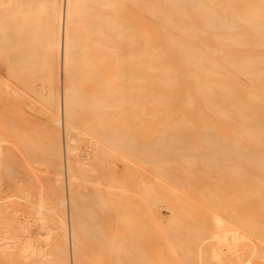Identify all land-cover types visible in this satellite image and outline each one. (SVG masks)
Segmentation results:
<instances>
[{"label": "bare ground", "instance_id": "1", "mask_svg": "<svg viewBox=\"0 0 264 264\" xmlns=\"http://www.w3.org/2000/svg\"><path fill=\"white\" fill-rule=\"evenodd\" d=\"M45 1L20 0L22 20H27L32 8L44 10ZM50 4L52 17L45 21V32L37 24L33 29L39 30L32 34L45 35L41 39H45L42 42L49 53L44 55L49 56L44 63V80L49 89L38 95L53 112L49 120L54 131H58L56 140L48 141L50 146L43 144L47 159L44 165H50L45 169L53 171V178H45L51 183L47 194L39 186H22L23 182H17L20 187L7 186L9 160L4 161L0 148V264H82L81 233H85L84 240L104 246L114 264L146 263L149 257L141 247L145 241L158 253L159 264H264V0H52ZM37 38L31 39L35 42ZM0 45H4L1 40ZM53 55L59 59L57 72L50 60ZM16 61L21 70L33 64L22 57ZM87 84L93 86L90 95L83 91ZM142 121L157 122L153 132L156 139L149 145H142L139 140L138 143L129 134L138 129L132 122ZM109 122L115 125H103ZM224 133L233 137L219 140ZM26 138L24 134L20 140L24 146L29 143ZM189 138L194 139V144H190ZM40 143H34L38 150L43 146H38ZM83 145L84 158L78 153ZM34 151L20 153L37 156L38 151ZM34 158L31 162L35 161L36 166L35 162H27L37 170L40 159ZM136 161L147 164L160 179L172 170L175 176L176 172L179 176L181 173L184 182L179 186L175 178L173 186L190 192L201 206L207 205L211 219L204 226H212V230L208 233L199 225L193 226L195 232L191 231L192 221L187 224L190 228L184 225L198 207L192 200L183 201L184 208L167 201L173 218L162 225L155 208L163 203L168 191L163 190L164 186L151 188L153 185L151 199H146L151 215L147 214V207L143 208V214L150 215L151 221H146L149 226L144 225L149 217L145 215L147 219L143 221L128 199L136 182L132 169ZM21 167L17 170L22 172ZM115 169L122 172V179L114 177ZM17 170L7 174L19 175ZM46 171L41 170L43 174ZM24 173V178H18L24 180L28 174L34 175ZM31 178L34 182L35 177ZM227 180L230 191L226 200L233 205L225 206L226 200L218 204L221 200L217 202V194L223 189L220 184ZM81 182L83 186L90 184L92 201L87 202L83 187L81 192L76 186ZM169 184L172 187V182ZM14 188L15 192L10 191ZM142 188H146L143 191L148 196L149 188ZM197 188V194L191 193ZM169 193L168 199L172 197ZM92 204L99 206L104 215L119 209L116 221L125 236L111 238L100 232L98 226L86 223L85 215L98 220L90 208ZM226 214L243 217L240 220L236 216V222L231 217L234 226L240 224L238 221H247L238 229L231 226L229 218L226 220ZM54 230L55 237L51 234ZM239 246L240 254L236 252ZM162 250L168 256L162 258ZM86 258L84 252V264ZM89 260L100 263L97 258Z\"/></svg>", "mask_w": 264, "mask_h": 264}, {"label": "rangeland", "instance_id": "2", "mask_svg": "<svg viewBox=\"0 0 264 264\" xmlns=\"http://www.w3.org/2000/svg\"><path fill=\"white\" fill-rule=\"evenodd\" d=\"M19 1L20 0H0V4H1V7H0V27H1V31H2V33H1V31H0V33L2 34V35H0V40L2 41V44H3V42H4V45H3V47H0V137L2 138V140H0V144L2 145V147H0L3 151H4V153H3V157H5V158H3L4 159V161L6 162V158H7V163H9L10 164V168L8 167L9 166V164H8V166H6V168H7V170H6V173H5V177L7 178L6 180L8 181L9 180V182L10 183H8V185L7 186H13V187H20L21 186V184H18L17 182H19V183H22L23 185L22 186H25V187H27V185L28 186H30V187H32L33 185L35 186V187H37V186H39V190L40 191H42L43 193L46 191V193L45 194H47L48 193V188H50V182L48 181V179H45L48 175L50 176H48L49 177V179H51L52 180V178H53V175L51 174L53 171L52 170H49V171H51V172H48V169H47V171H46V165H49V163L47 164H45L44 165V161H47V159H44L45 157H46V152H45V148H44V145H46V143H48V141L50 140V141H52L53 142V140H56V138H57V129H56V131H54V129H53V124L51 123V121L49 120V116H51L52 114H53V112L50 110V107L47 105V104H44V103H46L43 99H41L40 97H42L41 95H44V94H46L47 93V91H48V87H46L47 86V82H46V80H44V78H46V74H47V68H45L44 67V63L46 62V59L48 58L49 59V56H47V57H45L46 55H49V53L48 52H46L45 50H47V48L46 47H44V40L45 39H41V38H44V37H42V35H44V34H42V33H40L41 34V36L40 35H37V36H35L36 34H32V33H35L34 31L35 30H37L38 28H36V29H33V27H35L37 24H39L40 25V27H39V25H38V27L40 28V31L41 32H45V30H43V29H45V28H43V26H45V21H46V19H47V21H48V19L49 18H51L52 17V9H51V1L52 0H42V1H45V3H46V6L47 7H44L43 9L44 10H41V12H40V10H38V9H36V8H32L31 10H29V12H28V16L26 17V19L27 20H25V18L23 19L24 20V22H23V20H22V18L20 17V14H21V12H20V9H19ZM7 2V3H6ZM9 2H10V4H9ZM18 4V5H17ZM13 5V6H12ZM17 7V8H16ZM12 9V10H11ZM19 12H18V11ZM38 10V11H37ZM47 10V11H46ZM32 11V12H31ZM42 11H44L43 13H42ZM16 12V13H15ZM35 12V13H34ZM10 13H11V15L15 18V19H13V17L10 15ZM19 13V14H18ZM33 13V14H32ZM42 13V14H41ZM18 14V15H17ZM29 14H31V15H29ZM47 14V15H46ZM32 16H35V17H32ZM40 17L41 19H45L44 21H42L40 18H37V17ZM18 17H20V18H18ZM38 19V20H37ZM19 20L21 21V22H19ZM30 20V21H29ZM46 21V22H47ZM18 22H19V24H18ZM22 22H23V28L21 27V24H22ZM29 23V24H28ZM35 23V24H34ZM24 24H26V26L24 25ZM20 26V27H19ZM25 26V27H24ZM12 28V29H11ZM21 28H22V30H21ZM4 29V30H3ZM11 29V30H10ZM18 30V31H17ZM21 30V31H20ZM31 30V32H29ZM39 30V29H38ZM5 31V32H4ZM20 31V32H19ZM3 32H4V34H3ZM16 33V34H15ZM6 34V35H5ZM16 35H19L18 36V39H17V37H16ZM22 35V36H21ZM32 35H34V36H32ZM45 36V35H44ZM8 37V38H7ZM10 37V38H9ZM21 37V38H20ZM35 37H38L37 38V40L34 42V40L32 41V39L33 38H35ZM23 38V39H22ZM25 38H27V39H25ZM32 38V39H31ZM4 39V40H3ZM10 40V41H9ZM14 40V41H13ZM42 40L44 41V42H42ZM13 41V42H12ZM21 41V42H20ZM24 41V42H23ZM8 42V43H7ZM23 42V43H22ZM34 42V43H33ZM36 42H39V43H36ZM18 44V46H17V48H16V45ZM19 43H21V44H19ZM43 43V44H42ZM13 44V45H12ZM38 44L39 45H41L40 47L38 46ZM21 45V46H20ZM23 45V46H22ZM0 46H2V45H0ZM34 46V47H33ZM42 46H43V48H42ZM36 47V48H35ZM7 48V49H6ZM14 48V49H13ZM39 48H42V49H44V50H42V49H39ZM6 49V50H5ZM16 49H20V50H18L17 52L19 53V51H21L19 54H17V52L15 51L14 52V50H16ZM30 49V50H29ZM35 49H37V50H35ZM25 50V51H24ZM7 51H9V52H7ZM35 51V52H34ZM42 52H44V53H42ZM27 57H26V56ZM45 55V56H44ZM11 56H12V58H11ZM16 56H18V57H16ZM20 57H22V58H25V60L26 61H29L30 63L31 62H33V64H29V65H27L26 66V69H25V67L22 69V70H24V71H22L21 70V68H22V66L20 67V66H18V65H20V62L18 61H16V60H19L20 59ZM34 58V59H33ZM10 59V60H9ZM39 59H42V60H39ZM43 59H45L44 61H43ZM32 60H34V61H32ZM37 60H39V61H37ZM51 60V62H52V66L54 67V71L57 69L58 70V65H59V59H57V57H56V55H53L52 56V58L50 59ZM13 63H12V62ZM20 61H22V59L20 60ZM43 61V62H42ZM11 62V63H10ZM34 62H35V65H34ZM14 63H15V65H14ZM19 63V64H18ZM37 63V64H36ZM57 65V66H56ZM31 66H32V69H31ZM16 67V68H15ZM18 67H19V70L17 71L16 69H18ZM40 67H43V69L42 68H40ZM10 68H12V69H10ZM35 68V69H34ZM36 68H37V70H39V71H43L42 73H38V71L36 70ZM14 69V70H13ZM31 69V70H30ZM35 72H37V73H34V71ZM57 70L55 71V72H57ZM16 71V72H15ZM46 72V73H45ZM17 75H16V74ZM21 73V74H20ZM44 73V74H43ZM37 74H39L38 76H37ZM18 75L20 76V77H18ZM42 75H44L43 77H42ZM22 76V77H21ZM25 76V77H24ZM27 77V78H26ZM30 77L32 78V79H30ZM37 77V78H36ZM20 78H21V81H19L20 80ZM34 78H36V79H34ZM42 78V79H41ZM39 79V80H38ZM18 80V81H17ZM37 80H38V82H37ZM40 80H42V81H40ZM15 81V82H14ZM26 81V82H25ZM30 81H31V84H30ZM32 82L34 83V85L32 84ZM41 83H43V84H41ZM45 86V87H44ZM57 86V85H56ZM35 87H36V89H35ZM43 87H44V90H46V91H44L43 90ZM53 89H55V85H53ZM46 88V89H45ZM38 89V90H37ZM52 89V90H53ZM32 90V91H31ZM33 91H35V93H37V94H35ZM38 91V92H37ZM83 91H85V93L86 94H88V95H90V94H92V92H93V86L91 85V84H87V85H85V86H83ZM12 92V93H11ZM19 92V93H18ZM39 92H41L42 94L39 96L38 94H40ZM18 93V94H17ZM13 94V95H12ZM20 94V96H18ZM24 94V95H23ZM15 95V96H14ZM33 95V96H32ZM35 97V98H34ZM12 103V104H11ZM47 105V106H46ZM10 106V107H9ZM13 107V108H12ZM48 107V108H47ZM47 110V111H46ZM45 112V113H44ZM47 113V114H46ZM47 116V117H46ZM48 120H47V119ZM136 123V124H135ZM137 123H139V124H137ZM132 124L133 125H136V128L138 127V129H136L135 128V126H132V127H134V128H132V129H136L135 131H133V133L131 132V130L132 129H130V131L129 132H131V133H129L135 140H139L140 142H143L144 144H142V145H149V143H151V141H153L154 139H156V136L153 134V132L154 131H156L157 129V122H151V123H149V122H144V121H142V123L141 122H132ZM131 124V125H132ZM103 125H112V126H114L115 124L114 123H103ZM138 125V126H137ZM139 125H140V127H139ZM53 126V127H52ZM218 126H220L221 128H223V127H225V124H218ZM7 127V128H6ZM10 128V129H9ZM223 130V129H222ZM8 131V132H7ZM27 131V132H26ZM54 131V133H52ZM9 133V134H8ZM22 133H24L25 134V136L27 137L26 139L27 140H29V143L28 144H26L25 146H27V147H25L23 144H22V141H20L21 140V137L22 136H24V134H22ZM17 134V135H16ZM51 134H53V136H51ZM20 135V136H19ZM50 135V136H49ZM49 136V139L47 140V137ZM228 136V137H227ZM32 137V138H31ZM36 137V138H35ZM44 137H46V138H44ZM51 137V138H50ZM155 137V138H154ZM228 138V139H230V138H232L233 136H231V134H226V133H224V134H222V136H219L218 137V139L219 140H221L222 138ZM230 137V138H229ZM0 138V139H1ZM35 138V139H34ZM42 138V140H40ZM43 138H44V140H43ZM153 138V139H152ZM19 139V140H18ZM32 141V142H31ZM34 141H36V142H34ZM38 141V142H37ZM41 141V143H40V145H38V146H41V145H43L42 146V148L41 147H39V150L38 149H36L37 147H35V146H37V145H35L34 146V143L35 144H39V142ZM42 141H43V143H42ZM139 141H138V143H139ZM189 142H190V144H194V139H190L189 138ZM229 142V141H228ZM21 143V144H20ZM31 143H32V145H31ZM50 143V142H49ZM49 143L47 144V145H49ZM6 144V145H5ZM141 144V143H140ZM20 145V146H19ZM21 145H23V146H21ZM4 146V147H3ZM32 146H34V147H32ZM50 146V145H49ZM23 149H22V148ZM31 147V148H30ZM83 147H84V145L81 147V148H79V150L81 149V152L79 151V150H77V151H79L78 153H79V156L80 157H82V158H84V154H85V152H83V151H86L85 150V147H84V149H83ZM19 148V149H18ZM27 148V149H26ZM29 148V149H28ZM33 148V149H32ZM40 148H41V150H40ZM21 149H22V151H21ZM24 150H27V151H30V153H31V150L33 151V150H35V151H38L37 152V156H32V154L31 155H28L27 157L25 156V153H24V155H21V153H23L24 152ZM83 150V151H82ZM7 151V152H6ZM34 151V152H35ZM41 151H42V153H41ZM21 152V153H20ZM34 152H32V153H34ZM40 152V153H39ZM6 153V154H5ZM7 153H9L10 155H8L7 157L5 156V155H7ZM19 153V154H18ZM29 153V154H30ZM28 153L26 152V155H27ZM34 154H36V153H34ZM40 154H41V156H40ZM17 156H19V158L17 157ZM30 156H32V158L30 157ZM10 157V158H9ZM28 158V160L26 159V158ZM34 157H36V158H38V159H40V161H37V165H38V169L36 170V169H34V168H37V167H34V168H31L30 167V162H31V160L34 158ZM30 158V159H29ZM17 159H19L21 162H22V164H24V166L28 169V166L30 167V169H33V170H36L35 171V173H34V171H32V170H28L27 171V169H24L23 167H21V166H23L22 164H20L18 161L19 160H17ZM25 159H26V161H25ZM35 159V158H34ZM33 159V160H34ZM11 160V161H10ZM32 160V161H33ZM37 160V159H36ZM110 161H112V158H110L109 159ZM27 161H30L29 163L27 162ZM24 162V163H23ZM35 162V161H34ZM34 162L32 163V164H34ZM19 164V165H18ZM14 165V166H13ZM17 166V167H16ZM35 166H36V162H35ZM44 168H43V167ZM15 169V170H17V169H19L20 167H21V169L20 170H22V172L24 173V171L26 172V173H24V175H26L27 174V172H33V176H31V177H35V180H34V182H32V178L30 177V176H28V175H31V173L30 174H28L27 176H25V177H27V178H25V179H27L28 181H29V183L24 179V180H22V179H19V178H21L22 177V175H21V171H18V172H21V173H19V175H17V173L15 174V173H13L14 175H16V177H17V180H16V177H14V175H10V173H12V172H14L15 170H12L13 168ZM49 167H50V165H49ZM48 167V168H49ZM103 167H105V165L103 166ZM12 168V169H11ZM40 168V169H39ZM107 168H108V166H107ZM109 168H111V166L109 165ZM11 171H10V170ZM50 169H52V168H50ZM133 175L135 176H133L134 177V181H136V182H133V185H132V189L130 188V190H133L132 192H131V194H130V192L128 193V192H126V193H128V195H129V200L131 201V203L133 204V205H135V206H133L134 208H136V210L134 211V212H136V214L137 215H139V217H141L142 218V220L144 221L145 219H147L148 217V219L147 220H145L144 222H145V224L144 225H146V221H148V220H150L151 221V218H150V213H149V211L148 210H150V205L146 202V199L148 198L149 200L151 199V191H150V187L153 185V187H151V188H161L162 189V187L164 186L165 187V189H163V190H165V192H167V194L169 193V190H171V192L169 193V195L170 196H172L171 198L169 197V199L167 198L168 196H166V195H164L165 194V192L163 191V199H162V202L163 203H161L160 202V206L159 205H157V207L155 208L156 209V214H157V216H158V218L159 219H161L160 221H161V223H162V225H164V224H166L168 221H170L171 220V218H173L172 217V215H173V213H172V209H171V206H170V204L168 203L169 202V200L170 201H173V202H175V206H180V207H185V205L182 203L183 201H186V200H192V201H195V203L197 204V206L198 207H201L202 209H204V210H202V209H199L198 207H197V209L194 211V213L192 214V215H190L189 216V218H187L185 221V223H184V225L185 226H187V227H189L190 228V226L192 227L191 229V231H194L195 232V230H193V226H199V225H202V226H204V225H209L207 222H209L210 223V221H209V219H211V217H209V216H211L210 214H208L207 213V211H206V206L207 205H204V206H201V204L198 202V199L197 198H195V197H192V195L190 194V192H185V191H181L178 187H175V186H173V182L175 181V178H176V182L177 181H179L178 182V184H179V186L181 185V183H183L184 182V177L181 175V173H180V176L179 175H177L179 172H176V176H175V173H173L174 172V170H172V171H169L168 172V176L167 177H163L162 179H160L161 177H159V176H157V177H155L156 175L155 174H153L152 172H151V169H150V167L147 165V164H145L144 162H138V161H136V162H134L133 163ZM134 169H136V170H134ZM41 170H43V171H46L45 173L47 174H43V172H41ZM8 172H10L9 174H7ZM16 172V171H15ZM171 172H172V175H171ZM49 173V174H48ZM108 173H109V171H108ZM121 171L119 170V169H115L114 170V172H112V174L114 175V177L117 179V178H119V179H122L121 177ZM137 175H135V174ZM36 175V176H35ZM41 175V176H40ZM51 175H52V177H51ZM113 175H111V176H113ZM171 175V176H170ZM8 176V177H7ZM20 176V177H19ZM118 176V177H117ZM179 176V178H177ZM19 177V178H18ZM28 177H30L29 179H28ZM44 177V178H43ZM47 177V178H48ZM155 177V178H154ZM182 177H183V179H182ZM14 178H15V180H14ZM22 178H24V177H22ZM40 178V179H39ZM152 178H153V181H152ZM157 178V179H156ZM44 179V180H43ZM137 179V180H136ZM163 179H166V180H163ZM178 179V180H177ZM181 179V180H180ZM14 181V183L13 182H11V181ZM45 180H47L46 182H45ZM154 180H156V181H154ZM159 180V181H158ZM161 180H163V181H161ZM168 180H169V182H168ZM195 180V179H194ZM16 181V182H15ZM42 181H44V182H42ZM183 181V182H182ZM225 181V180H224ZM32 184H31V183ZM39 182V183H38ZM40 182H42V183H40ZM48 182V183H47ZM164 182H167V183H164ZM170 182H172V187H171V184H169ZM7 183V182H6ZM155 183H159L158 184V186H157V184H155ZM226 184H223V185H221L220 184V186H222L221 188H223V189H221V192H223V190H224V192L223 193H221L220 192V194H217L218 195V200H217V202L218 201H220V202H218V204L220 203V205H221V203H223V201H225L227 198H228V192L230 191V189L228 190V180L225 182ZM237 183V182H236ZM11 184H13V185H11ZM37 184V185H36ZM162 186H161V185ZM169 184V185H168ZM177 184V185H178ZM20 185V186H19ZM43 185V186H42ZM88 185H90V184H88V182H86V184L84 183V186H83V182H81V185L79 184V185H76V186H79L80 188L79 189H81V192H83V190H84V198L86 199V201L87 202H89V201H92V197H90V192H91V188H90V186H88ZM135 185V186H134ZM156 185V186H155ZM160 185V186H159ZM224 185H225V188H224ZM49 186V187H48ZM75 186V187H76ZM83 187V190H82V187ZM119 187H120V185H118ZM118 186H116V187H118ZM145 186H147V189L149 188V195L148 196H146L145 194H144V192L145 191H143V190H145L146 188H142L141 189V187H145ZM226 186H228V187H226ZM136 187V188H135ZM139 189H138V188ZM163 187V188H164ZM45 188H46V190H45ZM103 188V187H102ZM102 188L100 187V189L102 190ZM178 188V189H177ZM15 189L16 188H14V189H11L10 191H14L15 192ZM48 189V190H47ZM141 189V191L143 192L142 193V196H141V194H139V196L137 195L138 193H141V191H138L137 192V190H140ZM160 189V190H161ZM169 189V190H168ZM198 189H200V188H197L196 190H193L191 193H195V194H197V192H199L198 191ZM226 190H227V192H226ZM10 191H8V192H10ZM115 191V190H114ZM116 191H118L119 192V190H117L116 189ZM173 191V192H172ZM14 192H11V193H14ZM117 192V193H118ZM176 192V193H175ZM116 193V192H115ZM225 193H226V195H225ZM100 194H102V192L100 193ZM133 194V196H131ZM162 194V193H161ZM222 194V195H221ZM223 194H224V196H223ZM125 195H127V194H125ZM127 195V196H128ZM143 195H144V197H143ZM174 195V196H173ZM175 195H176V197H175ZM180 195V196H179ZM221 196V199H220V196ZM48 196V195H47ZM227 196V197H226ZM131 197V198H130ZM146 197V198H145ZM165 197H166V200H165ZM176 199H175V198ZM179 197V198H178ZM181 197V198H180ZM132 198H134V199H132ZM145 200H144V199ZM178 198V199H177ZM223 198V199H222ZM179 199H181V201H179ZM139 200V201H138ZM147 203V206H145L146 204H145V202ZM178 200V203H180V204H178V203H176V201ZM223 200V201H222ZM127 201V200H126ZM164 201H165V203H164ZM168 201V202H167ZM128 204H130V202H128ZM139 204L141 205V207L139 206ZM166 204H169V207H168V205L167 206H165ZM208 204H210V203H208ZM217 204V203H216ZM215 204V205H216ZM225 204H227V205H225ZM233 205L232 203H229L227 200H226V202H224V205L225 206H228V205ZM137 205V206H136ZM210 205H212V203L210 204ZM131 206V207H132ZM139 206V207H138ZM238 206L240 207L241 206V203L240 204H238ZM147 207V208H146ZM168 207V208H167ZM189 207V206H188ZM88 208V207H87ZM90 208L94 211V212H96V216H97V219L98 220H93V219H89V218H87L86 216L87 215H85V221H86V223H89V222H91V224H92V226H98L99 227V231L100 232H102L103 234H105V235H107V236H109V237H111L112 238V236H115V237H113V238H118V237H120V236H122V235H124L123 233H124V229L117 223V221H116V219H117V217H118V215H119V209L118 210H111V212H109L108 211V213H106V215H104V213H103V211L100 209V207L99 206H97L96 204H92V205H90ZM146 208V211H148V213L147 214H150V215H144L143 213H145V210L144 209ZM144 211H143V210ZM171 210V211H170ZM115 211H117V212H115ZM139 211V212H138ZM159 211V212H158ZM116 213V215H114ZM209 213H212L211 211H209ZM118 214V215H117ZM135 214V213H134ZM141 214H143L142 216H141ZM208 215V216H207ZM222 215H224V213L222 214ZM147 217V218H145V217ZM228 216V214H226L225 215V217H227ZM233 217H234V215H232ZM231 216V217H232ZM236 216H238L237 218H239L240 220H244V219H242V218H240L239 217V215H235V218H236ZM240 216H242L241 214H240ZM138 217V216H137ZM152 217V216H151ZM223 217V216H222ZM231 217H227L226 218V220L227 221H232L233 222V219H234V222H236V219L235 218H231ZM141 218H139V219H141ZM224 218V217H223ZM203 220V222H205V223H203V224H200L199 223V221H202ZM225 219V218H224ZM231 219V220H230ZM153 220V219H152ZM188 220V221H187ZM194 220V221H193ZM142 224H143V222L141 221V220H139ZM190 221V222H189ZM191 221H192V223H191ZM245 221H247V220H245ZM245 221H243V222H241V221H238L240 224H242V223H244ZM248 221H250V220H248ZM251 221H253V219L251 220ZM257 221V220H256ZM264 221V220H263ZM155 222V221H154ZM195 222V224L193 225V223ZM231 222V223H232ZM233 222V223H234ZM151 223V222H150ZM191 223V224H190ZM232 223V224H233ZM190 224V226H188V225ZM196 224H198V225H196ZM236 224V223H235ZM240 224H238V225H235L234 226V224L233 225H231L232 227H238V229L241 227V229H242V226L240 225ZM146 226H149V225H146ZM202 226H201V230L202 229H206V231L209 233V230L211 231L212 230V226L210 227H208V226H204L205 228H202ZM240 226V227H239ZM153 227V229H154V231H155V228H154V226H152ZM199 228V227H198ZM208 228H210V229H208ZM143 229H144V227H143ZM195 229V228H194ZM200 229H198V230H200ZM147 231H149L148 229H146ZM150 230H152V228H151V225H150ZM178 230V229H177ZM198 230H197V232H198ZM200 230V231H201ZM179 231V233H181L180 232V229L178 230ZM204 232H206L205 230H203ZM196 232V233H197ZM199 233V232H198ZM51 234L53 235V237H55L56 235H57V232L54 230L53 232H51ZM207 234V233H206ZM44 235V234H43ZM125 236V235H124ZM82 238V239H81ZM84 238H85V233H81L80 234V248H82L81 249V251H82V257H83V260H82V264H84V252H85V254H86V262H85V264H94V263H91V260H89V257H92V258H97V259H100V263L99 264H114L113 262H114V260H113V257L112 256H110V255H108L107 256V254H106V251H105V248H104V246H102L101 244L100 245H97L95 242H94V240H93V242H90V241H92V240H90V239H88L87 240V238L84 240ZM162 239H164L163 237H161ZM53 242H54V240H53ZM208 242V241H207ZM94 243V244H93ZM147 242L145 241L144 243L142 242V246L141 247H144V248H142V250H144L145 249V254H147V256L150 258L151 257V260L148 258V260H147V262L145 263V262H132V263H130V262H127L126 264H159V262L158 261H156V256L158 255V253H156L155 251H153L152 249H153V247H152V245H150L149 243H147ZM96 244V245H95ZM148 246V247H147ZM102 249H101V248ZM147 247V248H146ZM51 248H49L48 250H50ZM240 250V251H239ZM105 251V252H104ZM242 251V248H240V246L237 248V250H236V252H238L239 254H240V252ZM102 252H104V253H102ZM165 251L164 250H162V253H163V256L161 255V257L162 258H164V257H166V256H168L166 253H164ZM222 255H224V254H222ZM155 256V257H154ZM89 260V261H88ZM150 260V262L148 263V261ZM157 262V263H156ZM199 263V261H196V264H198ZM12 264H14V263H12ZM175 264H183L182 262H180V263H176L175 262ZM191 264H193L192 262H191Z\"/></svg>", "mask_w": 264, "mask_h": 264}]
</instances>
